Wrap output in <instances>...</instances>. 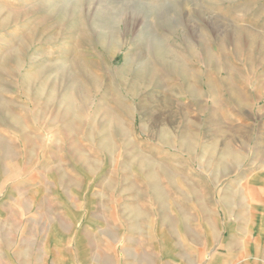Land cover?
Instances as JSON below:
<instances>
[{"label": "rangeland", "instance_id": "rangeland-1", "mask_svg": "<svg viewBox=\"0 0 264 264\" xmlns=\"http://www.w3.org/2000/svg\"><path fill=\"white\" fill-rule=\"evenodd\" d=\"M263 146L264 0H0V264L264 244Z\"/></svg>", "mask_w": 264, "mask_h": 264}, {"label": "crops", "instance_id": "crops-1", "mask_svg": "<svg viewBox=\"0 0 264 264\" xmlns=\"http://www.w3.org/2000/svg\"><path fill=\"white\" fill-rule=\"evenodd\" d=\"M263 148L264 146L259 150V153L255 152L254 154L250 150V158L252 159V155H254L257 164H252L251 161L249 171L247 163H244V204L250 210H264V162L258 160L264 157ZM256 222L259 226L258 233L261 236L264 234V215L259 217ZM262 242V240H256L252 243L247 242L243 246H239L237 250L228 252L227 255H222L224 259L214 256L212 264H264V261L260 258L264 253V244ZM261 246L262 250L260 249Z\"/></svg>", "mask_w": 264, "mask_h": 264}]
</instances>
